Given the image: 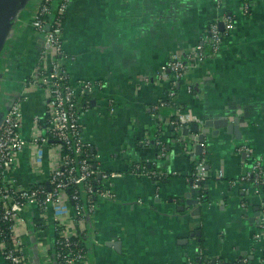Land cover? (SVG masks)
<instances>
[{
  "label": "crops",
  "instance_id": "1",
  "mask_svg": "<svg viewBox=\"0 0 264 264\" xmlns=\"http://www.w3.org/2000/svg\"><path fill=\"white\" fill-rule=\"evenodd\" d=\"M38 1L23 0L0 51V123L24 88L42 47L32 25ZM245 1L250 3L247 13ZM223 4L71 1L63 30L65 67L73 81L102 80L105 85L94 107L82 116L83 136L99 169L121 173L112 181L116 198L100 202L88 223V259L79 264H185L198 258L201 247L218 264H236L243 257L248 264H264V248L255 239L258 219L264 217V193L258 196L239 182L247 166L245 154L237 151L247 144L264 158V0H224ZM224 12L235 20L234 30L220 52L189 75L193 92L184 83L178 87V102L196 120L224 116L239 129L208 134V196L196 212L192 160L168 130L162 131L165 155H158L154 144L158 123L149 107L168 89L167 83L155 81L159 67L172 52L199 43L208 25ZM106 96L115 98L114 112ZM46 104L43 89L29 92L26 137L34 117L45 114ZM19 159L21 183L41 178L28 168L29 149ZM143 161H150L151 169L171 174L162 179L131 174L130 165ZM39 223L32 213L27 264H56L46 260L41 245L53 252L52 215L47 228L41 230ZM0 264H9L1 251Z\"/></svg>",
  "mask_w": 264,
  "mask_h": 264
},
{
  "label": "built area",
  "instance_id": "2",
  "mask_svg": "<svg viewBox=\"0 0 264 264\" xmlns=\"http://www.w3.org/2000/svg\"><path fill=\"white\" fill-rule=\"evenodd\" d=\"M72 0H39L32 21L34 30L42 39V47L35 66L32 68L24 88L12 102L0 123V251L9 264H27V237L30 233L31 215L37 214L41 230L49 226L52 215L55 254L43 246L47 261L56 264H79L88 259V254L80 246V234L86 231L89 221H93L98 204L114 200L117 196L113 179L121 173L102 171L96 166L95 156L85 141L81 119L91 110L95 97L104 92L102 80L79 79L73 81L65 67L63 30L68 8ZM223 7L224 0H215ZM243 9L247 13L250 3L245 1ZM221 23L224 29H221ZM235 28V20L225 12L208 25L201 41L189 49L172 52L168 61L162 64L155 81L167 83L164 97L150 105L149 112L158 127L173 126L180 133L179 142L190 156L193 172L190 176L193 188L198 190L195 207L199 212L203 206L200 198L203 187L210 178L208 170V149L205 141L200 142L199 133L184 134L196 120L192 113L182 109L178 102V87L181 83L192 93L189 75L207 59L216 56L222 43ZM209 47V50L207 49ZM34 88L43 89L46 95V111L33 119L30 136L24 135L25 102ZM111 112L115 111L116 100L106 96ZM170 110L166 116L165 111ZM158 155L164 156L166 143L162 131L155 137ZM201 152H197V146ZM187 146V147H186ZM24 149H29L28 168L40 173L41 178L30 183H21L19 175L22 163L19 159ZM238 153L245 154L246 170L239 182L244 189L256 195L264 193V158L256 151L242 144ZM201 156L198 158V156ZM150 161L135 162L130 165V173L136 177L162 179L171 174L148 167ZM236 183V182H234ZM246 206V203H243ZM264 213V202L262 203ZM259 247L264 248V217L258 219L255 235ZM197 259H206L201 247ZM238 262L248 264L247 257ZM185 264H196L188 261Z\"/></svg>",
  "mask_w": 264,
  "mask_h": 264
},
{
  "label": "water",
  "instance_id": "3",
  "mask_svg": "<svg viewBox=\"0 0 264 264\" xmlns=\"http://www.w3.org/2000/svg\"><path fill=\"white\" fill-rule=\"evenodd\" d=\"M22 4L23 0H0V51L10 33L20 9L22 8ZM220 26L223 30L224 27L222 23ZM222 128H227L229 132L239 131L237 125L229 123V119L221 116L217 118H208L205 121L200 120V122H194L191 124L189 130L187 129L184 131V134L188 135L191 132L199 133L200 142H204L210 132L217 135ZM197 152H201V147L199 145L197 146ZM191 192L195 193L199 191H196V189L193 188ZM187 197H189V195H187ZM181 203L184 204V200L181 201ZM198 204L199 201L197 199L192 203L193 206H197ZM213 261L216 262L215 259H213Z\"/></svg>",
  "mask_w": 264,
  "mask_h": 264
},
{
  "label": "trees",
  "instance_id": "4",
  "mask_svg": "<svg viewBox=\"0 0 264 264\" xmlns=\"http://www.w3.org/2000/svg\"><path fill=\"white\" fill-rule=\"evenodd\" d=\"M207 49L209 50V47H207ZM182 109L185 110L184 105H182ZM157 127H158V126H157ZM163 130H164V131H166V130L171 131L172 134L174 135V136H173V139H174L175 141H178V140H179V138H180V133L177 132L173 126H168V127H166V128L163 127V126L158 127V128H157V132L155 133V137H157V135L160 133V131H163ZM154 139H155V138H154ZM154 144H155V140H154ZM186 147H187V146H186ZM200 157H201V156L199 155L198 158H200ZM207 196H208V188L203 187V188H202V191H201V195H200L201 200H202L203 202H206V201H207ZM89 237H90V228H87L86 231H84L83 233H81L80 236H79V238H80V246L83 247L84 250H86L87 254H88V243H87V242H88ZM57 250H58V249H56V248L54 247V249H53V254H55ZM243 258H244V257H243ZM209 261H210V263H213V259H212V258L209 259ZM249 262H250V261H249ZM194 263H196V264H209V263H207V260H206V259H202V260H201V259H195V260H194ZM217 264H218V263H217ZM236 264H242V263L238 262V263H236Z\"/></svg>",
  "mask_w": 264,
  "mask_h": 264
}]
</instances>
